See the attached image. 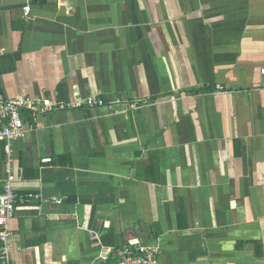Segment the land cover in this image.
Returning a JSON list of instances; mask_svg holds the SVG:
<instances>
[{
	"label": "crops",
	"instance_id": "0c3cea01",
	"mask_svg": "<svg viewBox=\"0 0 264 264\" xmlns=\"http://www.w3.org/2000/svg\"><path fill=\"white\" fill-rule=\"evenodd\" d=\"M0 94L140 102L23 113L10 264H264V0H0Z\"/></svg>",
	"mask_w": 264,
	"mask_h": 264
},
{
	"label": "built area",
	"instance_id": "2783aa9c",
	"mask_svg": "<svg viewBox=\"0 0 264 264\" xmlns=\"http://www.w3.org/2000/svg\"><path fill=\"white\" fill-rule=\"evenodd\" d=\"M26 16H29L31 7L24 8ZM140 102L117 100L106 103L96 96L77 99L73 102H59L52 99H32L29 97L19 99H6L0 94V143L5 144V150L9 155L8 168H11V144L17 139L25 136L27 131L23 113L27 112L36 116L60 111H71L82 108L107 107L113 112L122 106H137ZM43 163H51V158H45ZM37 200H43L39 196H31ZM55 203L61 204V200L54 199ZM17 195L9 184H6L4 193H0V264H10V247L8 237L9 221L13 218L16 210ZM109 255L118 257L119 264H158V251L155 247L149 246H127L123 249H109Z\"/></svg>",
	"mask_w": 264,
	"mask_h": 264
}]
</instances>
